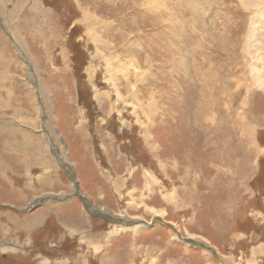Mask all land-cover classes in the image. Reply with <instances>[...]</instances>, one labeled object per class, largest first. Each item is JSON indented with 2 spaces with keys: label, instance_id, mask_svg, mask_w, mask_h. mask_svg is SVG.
I'll return each instance as SVG.
<instances>
[{
  "label": "rangeland",
  "instance_id": "obj_1",
  "mask_svg": "<svg viewBox=\"0 0 264 264\" xmlns=\"http://www.w3.org/2000/svg\"><path fill=\"white\" fill-rule=\"evenodd\" d=\"M0 264H264V6L0 0Z\"/></svg>",
  "mask_w": 264,
  "mask_h": 264
},
{
  "label": "bare ground",
  "instance_id": "obj_2",
  "mask_svg": "<svg viewBox=\"0 0 264 264\" xmlns=\"http://www.w3.org/2000/svg\"><path fill=\"white\" fill-rule=\"evenodd\" d=\"M256 3L257 4H259V5H261V6H264V3H263V0H256ZM118 67V66H117ZM126 73V72H125ZM124 75H126V74H124ZM140 78V77H139ZM125 81H126V79H125ZM39 87V86H38ZM135 87V86H134ZM39 89V88H38ZM127 89V88H126ZM204 101V102H203ZM203 101L202 102H200V103H204V106L203 105H201L200 104V106H202L201 108H202V112H203V110L205 109L206 110V112L209 110V105H208V103L203 99ZM207 108V109H206ZM196 109V108H195ZM198 118V117H197ZM210 120H212V119H210ZM200 121V122H199ZM213 121V120H212ZM214 121H216V119L214 120ZM213 121V122H214ZM207 122V121H206ZM195 123L198 125V126H201V130L202 131H204V132H207V131H209L208 129L209 128H203L202 126H205V124L202 122V120L201 119H199L198 121H195ZM193 126V125H192ZM216 126V125H215ZM219 126V125H218ZM190 127V126H189ZM206 127H208V126H206ZM211 127V126H210ZM216 128H217V126H216ZM216 133H218V130H217V132ZM220 136H222L221 134H219V137ZM219 140V139H218ZM222 140V139H221ZM148 141V140H147ZM206 142L208 143L209 142V139H207V137H206ZM219 142L220 143H223L224 142V140H223V142L222 141H220L219 140ZM214 143H215V141H214ZM212 144V143H211ZM216 144V143H215ZM213 145V144H212ZM217 145H218V143H217ZM221 146V145H220ZM215 148H216V146H215ZM223 149H226V148H223ZM224 151V150H223ZM228 152V151H227ZM224 153V152H223ZM222 155V151L220 150V152H219V154L217 155L218 156V158H219V156H221ZM186 156V155H185ZM190 156H192V155H190ZM181 158H183V156L181 157ZM185 162V161H184ZM188 165H189V163H188ZM187 165V166H188ZM190 166H188L187 167V169H186V175H189V174H191V172L189 171V168ZM186 179H187V177H186ZM223 203V202H222ZM217 204V203H216ZM229 205V204H228ZM222 206V205H221ZM230 206V205H229Z\"/></svg>",
  "mask_w": 264,
  "mask_h": 264
},
{
  "label": "water",
  "instance_id": "obj_3",
  "mask_svg": "<svg viewBox=\"0 0 264 264\" xmlns=\"http://www.w3.org/2000/svg\"><path fill=\"white\" fill-rule=\"evenodd\" d=\"M75 196H78V197H83L81 194H80V190H79V188H77V189H75ZM87 200H88V202H89V208H90V210L92 209V211H91V213H93V214H95V215H98V216H100V217H102L103 216V218H109V216H107L105 213H103L101 210H97V209H95L92 205H91V200L90 199H88V198H86ZM111 221H114L115 223H119V224H123V225H133L134 223H136L135 221H123V220H119V219H111ZM186 242H195L194 240H192V239H184ZM197 244H200V243H198V242H196Z\"/></svg>",
  "mask_w": 264,
  "mask_h": 264
}]
</instances>
